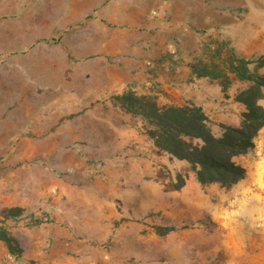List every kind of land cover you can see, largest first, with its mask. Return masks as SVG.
Masks as SVG:
<instances>
[{"label": "rangeland", "instance_id": "1", "mask_svg": "<svg viewBox=\"0 0 264 264\" xmlns=\"http://www.w3.org/2000/svg\"><path fill=\"white\" fill-rule=\"evenodd\" d=\"M261 32L246 60H264ZM230 48L198 64L237 102L251 83L232 70L241 63L231 66ZM247 68L264 76V62ZM9 109L11 118H0V236L10 244L0 239V264H264V127L239 156L249 177L231 186L203 185L189 163L155 150L170 181L164 196L147 200L130 165L119 164L120 149L108 160L89 156L111 150L98 118H19Z\"/></svg>", "mask_w": 264, "mask_h": 264}, {"label": "crops", "instance_id": "2", "mask_svg": "<svg viewBox=\"0 0 264 264\" xmlns=\"http://www.w3.org/2000/svg\"><path fill=\"white\" fill-rule=\"evenodd\" d=\"M262 28L264 0H0V118L9 108L19 118H98L111 150L89 156L120 149L146 199L164 196L170 175L155 165L143 120L113 98L132 91L160 106L194 104L239 127L242 104L195 68L224 43L250 56Z\"/></svg>", "mask_w": 264, "mask_h": 264}, {"label": "trees", "instance_id": "3", "mask_svg": "<svg viewBox=\"0 0 264 264\" xmlns=\"http://www.w3.org/2000/svg\"><path fill=\"white\" fill-rule=\"evenodd\" d=\"M228 53L232 67L235 60L241 63V67L232 70L251 85L237 97V102L247 108L242 125L222 124L225 132L221 136L213 133L210 118L200 106H160L154 98L138 96L132 91L113 98L124 112L143 120L145 134L158 152L189 163L203 185L220 183L231 186L246 178V168L234 159L254 147V139L264 127V107L258 104L262 98L264 76L250 73L247 68L249 64L263 63L264 60H246V57L236 56L233 48L228 49ZM195 69L198 76L217 78L206 66L198 64ZM0 239L10 244L5 234Z\"/></svg>", "mask_w": 264, "mask_h": 264}, {"label": "built area", "instance_id": "4", "mask_svg": "<svg viewBox=\"0 0 264 264\" xmlns=\"http://www.w3.org/2000/svg\"><path fill=\"white\" fill-rule=\"evenodd\" d=\"M159 14H160V12L156 11V12L154 13V16H157V15H159ZM164 15H165V13H164Z\"/></svg>", "mask_w": 264, "mask_h": 264}]
</instances>
